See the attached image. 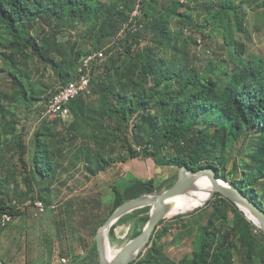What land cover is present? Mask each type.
Instances as JSON below:
<instances>
[{"label":"trees","instance_id":"16d2710c","mask_svg":"<svg viewBox=\"0 0 264 264\" xmlns=\"http://www.w3.org/2000/svg\"><path fill=\"white\" fill-rule=\"evenodd\" d=\"M146 1L141 0V30L120 36L121 26L137 0H0V72H7L11 82L10 93L0 89L1 121L10 113L7 100L10 104L33 91L26 85L33 80L24 59L34 57L51 67L65 84L76 77L80 58L106 47V59L92 67L88 90L69 104L73 116L69 138L88 175L95 176L113 164L136 157L153 158L160 166L213 167L218 177L237 186L264 209V57L248 52L247 41L252 36L246 23L245 1L202 0L192 9L177 0H150L149 10ZM173 6L205 11L209 21L223 29V51L215 49V53L222 57L227 51L233 63L226 70L223 84L212 72L216 69L212 60L205 67L194 50L202 45L211 51L205 35L201 43L193 36L179 43L169 20ZM179 15L181 22L190 23V14ZM67 22L85 26L80 40L69 47L59 41ZM45 24L52 29H43ZM167 45L173 49L171 53L165 52ZM47 121L34 133L30 161L23 131L15 134L13 147L29 171L24 176L25 197L39 196L49 206L62 167L59 158L66 155V148L52 146L49 141L55 136L54 124L62 119ZM1 134L0 126V151L5 145ZM8 170L5 164L0 166V257L8 264H32L26 258L25 233L13 236V240L10 237L12 248L7 255L1 252L3 231L10 234L14 218L25 214V210L13 209L14 199L9 201L15 177ZM37 179L40 188L36 192ZM112 187L115 197L111 213L131 198L163 191L153 179L132 174L122 182L116 180ZM150 208L147 205L130 213V228L135 230L129 231L120 247L143 230ZM6 210L14 218L2 225L1 214ZM170 230L164 228L166 233ZM157 231L151 244L131 264H235L238 252H242L245 264L254 263L256 258L264 264V232L219 192L198 228L191 255L172 258ZM110 239L113 244L117 239L114 226ZM63 253L69 254L70 248L62 247Z\"/></svg>","mask_w":264,"mask_h":264},{"label":"rangeland","instance_id":"374dc122","mask_svg":"<svg viewBox=\"0 0 264 264\" xmlns=\"http://www.w3.org/2000/svg\"><path fill=\"white\" fill-rule=\"evenodd\" d=\"M177 1L196 9L200 6L202 0ZM244 1V8L248 13L246 23L249 34L252 36V40L247 41L248 52L264 57V7L261 6L264 0ZM149 6L150 0H147L146 10H149ZM173 8L176 10L171 9L169 20L171 28L178 33L179 43L181 44L188 36H193L198 40L205 35L204 37L209 42L211 51L208 52L207 48L202 45H197L194 50L204 66L209 60H212L216 68L212 72L219 77L221 84H223L227 79L226 70L228 66L233 65L230 53L224 51L222 57H217L215 53V49H218L219 52L223 51V29L210 22L211 18L205 11H190L184 6H173ZM180 12L191 15L190 23L180 21V18H182L179 15ZM42 27L45 30L47 28L52 29V25L48 24ZM84 27L81 22H67L65 26H62L63 32L60 34L59 41L63 43V46L69 47L76 39L80 40ZM172 51L173 49H170L168 45L165 47V52L171 53ZM222 58H225L227 62L223 61ZM2 59L0 54V69L3 67ZM24 62L25 66L31 71L33 80V82L26 83V85L29 86L28 90L33 88V91H30L27 98L20 97L19 100L10 101V104L6 99V103L10 107V113L5 120L1 121L0 119L1 139L5 142L4 149L0 151V166L5 164L9 168V175L15 177L8 194L9 201L17 197L18 199H24V201L28 200V197H25L24 176L28 175L29 171H26L17 153H15L13 147L15 134L20 131L25 133L30 149L27 159L30 161L35 131L43 125L45 120L50 122L55 118L54 116L41 117L45 101L49 94L62 84V81L51 67L45 66L36 58L24 59ZM80 62L81 58L76 62L75 68H78ZM0 89L8 93L11 92V82L7 72H0ZM72 119L73 116L55 123L52 129L55 136L49 139L52 146L65 147L64 154L66 155L64 157L60 155L59 161L62 162V167L54 183L53 188L55 191H53L52 197L49 198L48 209L44 214L35 216L34 206L31 202L23 209L25 214L14 218L10 234L7 230L2 233L1 252L3 255H7L14 244V241H10V237L13 240V236L18 238L25 233L27 239L26 258L32 264L51 261L60 263L63 257L70 258L69 263L62 261L63 264H98L99 254L95 244L96 233L104 218L108 217L113 209L115 197L113 183L116 180L119 182L124 181L128 174L144 179L151 178L156 184L160 185V190H165L176 182L179 168L160 166L156 164L153 158L142 157L131 158L127 162H118L95 176H89L79 158L80 155L76 153V149L71 144V138H69L71 135L69 125ZM14 123H17L16 128ZM81 127L87 130L85 125H81ZM3 174L5 172H2L1 175ZM39 186L40 180L37 179L36 192L39 190ZM54 193L56 194L54 195ZM29 199L32 200L33 198ZM209 201H211L210 204ZM209 201L191 211L173 212L172 214L170 212L164 218L163 223L159 225L157 234L162 235L165 250L172 258L180 260L184 256L192 254L198 228L210 212L214 197ZM130 213L117 221L119 223L116 224V229L120 239H117L114 244L111 243L114 253L118 251L122 241L127 239L128 231L135 230L130 228V219L132 218ZM251 220L253 221V219ZM59 222L61 225H59ZM166 227H170L172 230L166 233L164 231ZM62 247L70 248V253L60 254ZM242 258V252H238L235 264H245ZM251 264L262 263L256 258L254 263Z\"/></svg>","mask_w":264,"mask_h":264},{"label":"water","instance_id":"95a60500","mask_svg":"<svg viewBox=\"0 0 264 264\" xmlns=\"http://www.w3.org/2000/svg\"><path fill=\"white\" fill-rule=\"evenodd\" d=\"M203 175H207L213 185L211 190L212 194L208 201L219 192L232 200L248 216V213L242 207L245 206L257 218L256 221H253L264 232V209L245 195L237 186L218 177L213 167L193 169L187 165H183L179 168L178 178L172 186L161 192L144 193L131 198L119 205L108 216L96 233L99 264H131L134 262L139 257V254L146 249L148 244H151L160 221L169 215L170 207L167 205V200L171 197L186 193ZM147 205L151 206V208L149 211V220L143 230L129 239L117 252L111 254L110 230L114 223L121 216ZM0 264L8 263L0 257Z\"/></svg>","mask_w":264,"mask_h":264},{"label":"built area","instance_id":"2783aa9c","mask_svg":"<svg viewBox=\"0 0 264 264\" xmlns=\"http://www.w3.org/2000/svg\"><path fill=\"white\" fill-rule=\"evenodd\" d=\"M141 0H137L134 9L132 10L130 17L125 21L122 26L119 35H125L127 32L136 33L143 27V11L141 8ZM201 43L202 40L199 39ZM107 57L106 47L97 49L93 52L85 54L81 58L80 65L77 70L76 77L65 84H61L52 91L45 101L44 109L41 112V117L54 116L62 120H67L72 116V111L69 106L70 102L88 90L91 76L92 67L95 64L101 63ZM33 203L34 215L40 216L46 212L48 205L45 200L36 196L35 198L28 199L24 202H20L17 199L13 200V209L20 210L25 209L29 203ZM14 218V215L10 210H6L1 214L2 225H7ZM64 263H69L70 258L63 257Z\"/></svg>","mask_w":264,"mask_h":264},{"label":"bare ground","instance_id":"6f19581e","mask_svg":"<svg viewBox=\"0 0 264 264\" xmlns=\"http://www.w3.org/2000/svg\"><path fill=\"white\" fill-rule=\"evenodd\" d=\"M212 186V182L208 176L203 175L186 193L171 197L167 200V205L170 207L169 213L171 211L175 213L187 212L206 204L211 197ZM242 207L246 210L251 219L255 221L257 220L252 212H250L245 206ZM110 253L113 254L112 249L110 250Z\"/></svg>","mask_w":264,"mask_h":264},{"label":"crops","instance_id":"0c3cea01","mask_svg":"<svg viewBox=\"0 0 264 264\" xmlns=\"http://www.w3.org/2000/svg\"><path fill=\"white\" fill-rule=\"evenodd\" d=\"M139 178H140V177H139ZM142 179H144V178H142ZM145 179H146V178H145ZM148 179H151V178H148ZM125 215H126V214H125ZM125 215L121 216L117 221H119L120 219H123L122 217H124ZM130 220H131V219H130ZM117 221L114 223L113 226L115 227V232H116L117 239H120L119 234H118V230L116 229V224L119 223V222H117ZM120 222H123V221H120ZM128 232H129V231H128ZM117 239H116V241H117ZM110 240H111V239H110ZM116 241H115V242H116Z\"/></svg>","mask_w":264,"mask_h":264}]
</instances>
